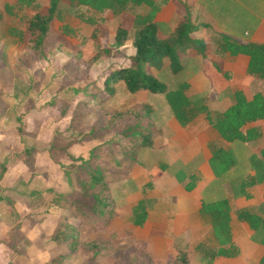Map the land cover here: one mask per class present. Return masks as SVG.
<instances>
[{"label":"rangeland","instance_id":"obj_1","mask_svg":"<svg viewBox=\"0 0 264 264\" xmlns=\"http://www.w3.org/2000/svg\"><path fill=\"white\" fill-rule=\"evenodd\" d=\"M15 2L0 0L2 10L13 5L0 22V264H173L177 250L187 254L189 264H201L194 245L209 227H196L198 236L186 241L174 227L164 226L168 209L163 205L171 198L144 199L151 211L148 226L129 221L138 196L155 197L143 180L129 176L132 167L137 162L149 169L156 161H167L154 145L133 144L130 132L149 119L155 134L171 111L163 94L143 89L131 93L122 81L114 84L113 94L103 91V76L128 63L132 49L131 36L120 46L114 44L119 16L109 10L68 9L70 15L54 19L35 49L28 45L26 18L45 12L48 0L23 8ZM197 8L196 23H224L241 33L264 16V0H199ZM77 13L92 17L94 25ZM173 25L159 23V35L166 36ZM94 27L98 41L90 36ZM19 31H24L21 39ZM216 39L210 36L204 56L195 51L196 61L185 52L178 74L160 70L156 76L169 89L198 81L194 71L207 63L208 55L218 57ZM145 105L151 108L148 116ZM185 169L179 170V178ZM95 170L104 176L113 206L101 216L92 210V193L99 185L88 186ZM67 225L74 227L75 248L60 239L68 233ZM243 245L238 256L213 264H259L256 247Z\"/></svg>","mask_w":264,"mask_h":264},{"label":"trees","instance_id":"obj_2","mask_svg":"<svg viewBox=\"0 0 264 264\" xmlns=\"http://www.w3.org/2000/svg\"><path fill=\"white\" fill-rule=\"evenodd\" d=\"M163 2L165 0H48L45 12L37 10L26 18L25 31L29 35L28 45L35 49L40 48L51 28L52 21L54 19L63 21L64 15H70L67 12L68 9L70 11L74 8H83L93 12L109 10L113 15L119 16L113 36L114 44L120 46L131 36L134 51L129 55L127 64L118 65L103 76V91L113 94L114 84L122 81L126 90L131 93L143 89L163 94L173 116L183 127L192 123L197 117H202L211 130L216 133V138L209 139L207 143L211 152L209 168L213 175L220 176L235 166L236 156L231 148L219 144L217 140L249 141L261 135L259 127L251 125V123L264 118V95L262 92L256 90L248 99L241 90L234 89L231 91V105L222 111L210 109L202 96L197 95V98L194 99V96L191 97L187 94V82H180L173 89H169L163 81L146 70L144 66L159 69L164 60L170 73L178 74L182 70L181 59L185 52L194 50L204 56L208 39L211 35H216L214 53L218 56H236L238 54L248 56L247 74L253 75L264 83V45L252 41L237 40L225 33H217L207 23L202 22L195 25L187 12H184L170 33L161 37L158 23L154 19ZM64 4L66 5L63 6ZM12 6L5 4L3 10L0 9V22L3 19V12L11 14ZM14 6L23 8L37 5L36 0H16ZM76 16L89 25L95 23L92 17L84 16L82 13H77ZM198 26L206 29L205 36L200 39L192 36V32ZM23 33L24 31L17 33L18 39L22 38ZM90 36L98 41L95 27L91 30ZM215 67L219 69L216 63ZM222 74L226 75V72L222 71ZM145 108V116L150 115L151 108L148 105H145ZM152 130L149 119L145 125L136 123L130 132V140L133 144L137 142L142 146H151ZM261 154L264 155V149L261 150ZM252 170L254 174L248 175L246 180L238 185V190L234 191V195L240 192L245 197H249L248 187L264 180L263 165L252 166ZM196 180L195 175H190L184 184L185 190H192ZM96 185H99V190L92 193L93 212L100 216L111 213L113 206L108 201V185L99 170H95L90 175L88 183L90 188ZM199 213L210 224L206 237L194 245L201 264H213L219 257H234L239 254V248L233 242L232 237V213L239 221L248 225L251 230V240L263 246V254L258 262L264 264V200L253 207L238 209L232 206L229 197H221L209 202L202 200ZM146 219L147 204L144 199H139L130 210L129 221L133 226H142ZM67 229L68 233L60 239L62 241L70 240L68 245L75 248L74 227L67 225ZM173 264H189L187 254L177 250Z\"/></svg>","mask_w":264,"mask_h":264},{"label":"crops","instance_id":"obj_3","mask_svg":"<svg viewBox=\"0 0 264 264\" xmlns=\"http://www.w3.org/2000/svg\"><path fill=\"white\" fill-rule=\"evenodd\" d=\"M198 1L165 0L161 4L160 10L156 13L154 20L158 24L170 22V24L175 25L186 11L190 13L191 21L197 25L201 23L200 21L198 23L194 21L195 17H197L194 16L195 13L200 12L197 8ZM202 10H206L204 6ZM207 24L217 33H225L237 40L252 41L264 45V16L252 26V29L244 30L242 33L226 27L224 23L218 25L207 22ZM205 33L206 29L198 26L192 32V36L200 39L205 36ZM133 51L132 47L130 53L127 55H131ZM187 56L194 61L197 60L194 50L187 51ZM184 57L185 54L182 58ZM190 58L189 60H191ZM208 58L207 63H204L200 69L195 68L193 76L197 75L200 79L196 82L192 80L185 81L188 83L187 94L189 96H202L210 109L222 111L231 105V91L234 89L241 90L248 99L252 97L256 90H260L264 95V83L253 75L247 74L248 56L238 54L236 56L225 55L211 58L208 55ZM215 63L219 69L215 67ZM125 64L127 63L124 62L118 65ZM160 70L169 71L166 61L163 60V65L159 69L151 66L148 68V71L152 72L155 76ZM222 71H225L226 75H223ZM177 84H173V86ZM251 125L259 127L261 131L259 137L249 141L234 140L231 142L217 138L219 144L233 150L236 156V164L222 175L215 176L209 168L211 152L207 143L209 139L216 138V133L211 130L208 123L202 117H197L192 123L183 127L177 122L171 112L170 117L157 126L155 134L151 136V146L154 145V149H161V156L167 159V161H156L149 169L145 168L142 163L141 165H137L136 162V165L129 172V176L132 179L139 178L143 180L145 186L149 190L154 191L155 194L153 195L155 197H149L148 195L143 197L138 196L136 203L139 199L150 200L151 198L153 201L154 198H161L163 200L171 198L169 203H166L167 205L165 203L163 205L164 209H168L164 213L168 219L163 225L174 227L177 234L181 233V235L186 236L187 241L198 236L196 227H210V224L199 213L202 200L209 202L221 197H229L235 209L253 207L262 202L264 200V180L248 187L249 197H245L240 192L234 195V191L238 190V185L243 180H246L248 175L254 174L252 166L258 164L264 166V155L261 154V150L264 149V118L252 122ZM151 146L144 147L149 148ZM165 166L167 169H170L168 172L163 169ZM174 168L177 170H174ZM181 168H188V170L185 169L184 176L179 178V170ZM190 175H195L197 180L194 188L187 191L184 188V184L188 181ZM167 182L170 183V186L163 187V184L167 185ZM226 185L229 187L228 190ZM121 213L125 215L127 211ZM150 216L151 211L147 208V219L144 222L146 226L150 222ZM231 231L233 242L239 248V254L242 253L243 244L250 242L256 247L260 259L263 254V246L251 240V230L248 225L243 221H239L234 213H232L231 218ZM245 234H247V239H245ZM229 258L233 257H219L217 259Z\"/></svg>","mask_w":264,"mask_h":264}]
</instances>
